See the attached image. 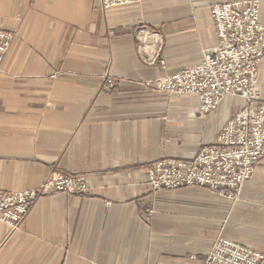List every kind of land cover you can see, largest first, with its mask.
<instances>
[{
    "label": "crops",
    "instance_id": "crops-1",
    "mask_svg": "<svg viewBox=\"0 0 264 264\" xmlns=\"http://www.w3.org/2000/svg\"><path fill=\"white\" fill-rule=\"evenodd\" d=\"M228 1L0 0V29L13 34L0 70V189L57 173L91 185L88 196L38 198L20 231L0 223V264H199L218 235L264 254V158L235 203L146 182L153 161L193 159L244 105L227 96L200 114L193 96L145 84L201 62L216 41L211 7ZM259 83L264 97V63Z\"/></svg>",
    "mask_w": 264,
    "mask_h": 264
},
{
    "label": "built area",
    "instance_id": "built-area-1",
    "mask_svg": "<svg viewBox=\"0 0 264 264\" xmlns=\"http://www.w3.org/2000/svg\"><path fill=\"white\" fill-rule=\"evenodd\" d=\"M142 0H101L102 7L130 5ZM261 0L216 3L210 14L216 41L203 50L201 62L145 81L149 87L175 96H193L200 114L214 112L227 96L244 101L242 108L222 127L215 143L206 145L190 160L161 158L146 171V182L154 191L182 187H207L222 199L236 202L243 185L264 158V97L259 75L264 63V21ZM13 34L0 29V70ZM108 82L114 84L113 75ZM56 193L88 196L86 173L47 177L32 189H0V223L11 233L21 230L30 207L41 197ZM153 210H149L152 214ZM264 254L236 240L219 235L199 264H263Z\"/></svg>",
    "mask_w": 264,
    "mask_h": 264
},
{
    "label": "rangeland",
    "instance_id": "rangeland-1",
    "mask_svg": "<svg viewBox=\"0 0 264 264\" xmlns=\"http://www.w3.org/2000/svg\"><path fill=\"white\" fill-rule=\"evenodd\" d=\"M219 236V235H218Z\"/></svg>",
    "mask_w": 264,
    "mask_h": 264
}]
</instances>
